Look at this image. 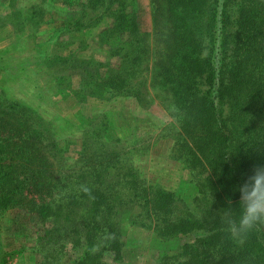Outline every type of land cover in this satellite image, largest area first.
<instances>
[{
	"label": "rangeland",
	"instance_id": "obj_1",
	"mask_svg": "<svg viewBox=\"0 0 264 264\" xmlns=\"http://www.w3.org/2000/svg\"><path fill=\"white\" fill-rule=\"evenodd\" d=\"M167 5L164 0H132L131 5L129 0H0V155L16 138L10 124L17 135L21 131L15 117L31 115L39 133L33 164L46 169L41 192L19 190L17 199L27 204H0V264L80 261L84 242L77 235L87 202L82 185L106 195L107 221L120 233L119 257L110 252L101 264H178L185 256L171 257L220 218L207 191L208 172L182 154L192 127L182 122L180 101L170 88L169 61L176 60L178 35ZM236 7L237 0L231 5V32ZM219 35L217 30L213 49L206 46L200 55L213 56L226 83L232 46L220 53ZM199 79L195 83L205 91ZM245 87L250 90L239 102L249 115L247 123L264 129V98L259 105L254 88ZM221 115L228 116L223 126L232 134L243 132L226 104ZM257 133L262 141L257 139L259 146L250 152L264 157V130ZM15 149L2 157L17 166L28 156L20 152L26 146ZM155 190L172 196L165 220L187 217L200 229L168 240L154 235L153 222L134 195ZM31 201L42 206L40 213ZM262 255L258 264H264Z\"/></svg>",
	"mask_w": 264,
	"mask_h": 264
},
{
	"label": "trees",
	"instance_id": "obj_2",
	"mask_svg": "<svg viewBox=\"0 0 264 264\" xmlns=\"http://www.w3.org/2000/svg\"><path fill=\"white\" fill-rule=\"evenodd\" d=\"M164 1L168 4L171 28L178 35L177 41L173 43L176 60L172 63L170 58L169 61L168 74L174 83L170 88L180 101L182 122L192 127L190 132H186L189 141L186 140L182 154L208 172L210 181L207 191L220 215V218L208 224L209 228L204 236L194 237L193 243L184 244L171 258L175 260L184 255L185 259L178 264H258L256 259L264 254V226H258L241 244L225 231L223 217L230 213L233 218L238 219L241 212L239 187L257 167L255 160L264 163L260 151L259 154L253 151L256 155L250 152V148L259 146L254 144L257 139L262 141L257 131L264 129H251L248 125L251 122L249 115L245 114V109L239 102L244 92L250 90L245 86L254 88L253 98L259 105V101L264 98V0H237L234 32L228 28L231 5L235 0ZM129 2L131 5L132 0ZM121 17L124 20L126 16L120 12L119 19ZM217 30L220 34V53L229 45L232 46V60L226 83L222 80L220 69L214 66L213 56L200 55L206 46L213 49ZM121 31H126L124 25ZM130 33L129 38H133L135 32ZM205 40L207 45L203 44ZM197 77L199 80L203 79L207 86L205 91H201L195 83ZM224 104L234 114L232 119L237 124L243 123L240 127L243 132L239 131L234 135L232 130L223 126L224 119L228 118L221 115V106ZM31 118V115L15 117L14 122H20L21 131L17 135L16 129L10 124L16 138H11L8 152L0 155V204L5 207L13 200L16 203L12 207L27 204V201L17 199L19 190L22 193L24 187L31 192L34 188V194L46 187V169L33 164L34 154L38 151L36 135L39 133L33 127ZM28 130L32 132L29 135ZM18 144L26 146L27 149H20V152H25L28 158L25 161L19 159L21 163L16 166L6 161L2 154H7L9 158L11 152L15 153ZM90 191V196L81 194L82 198L86 197L87 202L84 215L80 217L82 222L77 236L78 240L84 242V250L83 258L75 264H101L103 258L110 256V252L115 253L116 258L119 257L120 233L115 224L107 221L106 215L110 207L106 195L99 189L91 188ZM4 192L8 194L2 195ZM134 196H138L137 204L146 212L148 221L153 222V227L149 228L160 239L168 240L200 229L196 221L186 219L187 217L165 220L164 215L172 204L170 193L155 190L148 195L145 193L144 197L139 193ZM29 204H32L33 210L39 208L40 213L42 206H37L35 201ZM94 247L98 248L95 252ZM250 258L255 259L251 261Z\"/></svg>",
	"mask_w": 264,
	"mask_h": 264
},
{
	"label": "clouds",
	"instance_id": "obj_3",
	"mask_svg": "<svg viewBox=\"0 0 264 264\" xmlns=\"http://www.w3.org/2000/svg\"><path fill=\"white\" fill-rule=\"evenodd\" d=\"M81 190L91 195L87 186ZM241 212L237 218L230 213L223 217L225 231L238 243H244L248 235L258 226H264V166H257L239 187Z\"/></svg>",
	"mask_w": 264,
	"mask_h": 264
}]
</instances>
